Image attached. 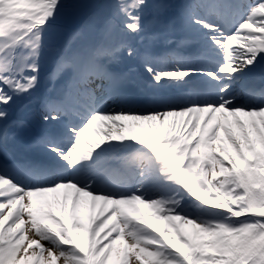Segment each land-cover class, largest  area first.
Segmentation results:
<instances>
[{
  "label": "snow or ice",
  "instance_id": "snow-or-ice-1",
  "mask_svg": "<svg viewBox=\"0 0 264 264\" xmlns=\"http://www.w3.org/2000/svg\"><path fill=\"white\" fill-rule=\"evenodd\" d=\"M261 66L264 0H0V264H264Z\"/></svg>",
  "mask_w": 264,
  "mask_h": 264
},
{
  "label": "bare ground",
  "instance_id": "bare-ground-1",
  "mask_svg": "<svg viewBox=\"0 0 264 264\" xmlns=\"http://www.w3.org/2000/svg\"><path fill=\"white\" fill-rule=\"evenodd\" d=\"M255 76H256V74L255 73H252L248 79L254 78ZM248 83H250L249 80H248Z\"/></svg>",
  "mask_w": 264,
  "mask_h": 264
},
{
  "label": "rangeland",
  "instance_id": "rangeland-1",
  "mask_svg": "<svg viewBox=\"0 0 264 264\" xmlns=\"http://www.w3.org/2000/svg\"><path fill=\"white\" fill-rule=\"evenodd\" d=\"M178 31H179V30H178ZM178 31H177V32H178ZM179 32H180V31H179ZM173 37H177V35H173Z\"/></svg>",
  "mask_w": 264,
  "mask_h": 264
}]
</instances>
